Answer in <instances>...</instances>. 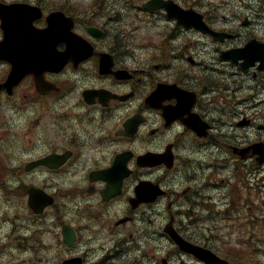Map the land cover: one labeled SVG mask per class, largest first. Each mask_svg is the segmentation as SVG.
I'll return each instance as SVG.
<instances>
[{
	"label": "flooded vegetation",
	"instance_id": "flooded-vegetation-1",
	"mask_svg": "<svg viewBox=\"0 0 264 264\" xmlns=\"http://www.w3.org/2000/svg\"><path fill=\"white\" fill-rule=\"evenodd\" d=\"M31 1L42 9L38 28L61 10L94 48L46 71L49 92H40L33 75L17 92V101L33 100L31 159L69 153L58 167L35 169L63 179L52 192L64 197L66 223L78 239L83 233L101 239L116 260L146 264L151 203L134 206L132 198L148 179L166 188L158 203L166 202L169 218L174 209L177 230L204 241L184 207L233 206L236 194L229 202L222 191L214 198V179L229 163L234 176L236 164L256 163L252 146L264 143V0ZM194 11L218 34L183 25L180 14ZM90 44L80 45L84 53ZM168 150L172 168L146 167V153ZM179 176L183 187L176 185ZM171 246L167 259L154 253L153 264H204Z\"/></svg>",
	"mask_w": 264,
	"mask_h": 264
},
{
	"label": "rangeland",
	"instance_id": "rangeland-1",
	"mask_svg": "<svg viewBox=\"0 0 264 264\" xmlns=\"http://www.w3.org/2000/svg\"><path fill=\"white\" fill-rule=\"evenodd\" d=\"M1 37L2 31L0 29ZM5 69H9V65L0 60V77ZM21 102H27V100L17 101V96L15 95L11 99H7L5 93L0 95V149L3 150L0 151V164L6 163L16 167L22 166L23 168L32 154L31 147L36 139V134L34 129L31 128L33 110L31 108L27 109L28 104L23 103L18 111L17 103ZM255 173L249 174L247 172V182H249L250 188L244 189L243 192L244 201L242 205L247 204V207L241 212L242 216H245L246 213L247 215H253L255 210L260 216L264 215V170L261 173L257 171ZM256 175L260 179V184L257 187L255 179L254 181L252 180V177L256 178ZM1 181L10 182L16 187L21 182L26 186L35 184L49 187L52 190L56 183L63 181V179L49 176L45 173H33L16 174V178L10 179L0 178ZM218 183V186H221L223 181L219 178ZM226 190L228 191V189ZM24 191L25 188L23 189ZM23 192L20 187L14 193L9 194L0 186V264H59L63 259L82 251H89L92 254L96 253L95 255L101 257L104 255L101 249H96L100 247V239H91L89 241L83 238L72 249L62 244V226L60 222H56L58 215L55 212L61 211L64 214L66 211L63 205L64 197L60 198L59 206L56 208H49L44 214L36 215L28 207L27 194L22 195ZM217 210L218 212H223L224 209L218 207ZM154 211L158 215L163 211V206H160V209H154ZM159 219L161 218L159 217ZM205 223L202 222L200 224L202 229L199 232H208L210 236L214 235V238L206 235L209 236V240L204 238V242L216 251L217 246L221 251H225L228 245L238 242V237L243 232L234 229L228 220L219 217L215 218L213 225L210 223L211 229L207 228ZM260 224L263 227L264 221ZM148 225L150 229L154 226L156 227L155 221L151 224L148 223ZM250 242L253 245H258L256 240ZM250 242H246V245ZM156 243L157 241H150L151 246L150 244L149 246L146 245L149 255H151L152 248ZM213 244H216V247ZM262 261H264V257H262ZM104 264H111V259L105 261ZM118 264H121L120 261Z\"/></svg>",
	"mask_w": 264,
	"mask_h": 264
},
{
	"label": "water",
	"instance_id": "water-1",
	"mask_svg": "<svg viewBox=\"0 0 264 264\" xmlns=\"http://www.w3.org/2000/svg\"><path fill=\"white\" fill-rule=\"evenodd\" d=\"M25 6L27 5H4L0 3V17L3 19L2 27L4 28V38L0 41V58L7 59L12 63V69L8 78L0 83V90L6 88L9 93L13 92L14 86L26 73L34 71V69L39 67L42 69L53 67L48 63H44V60L66 57V52L60 53L47 45L41 44L56 32L54 28L44 31L20 28L32 21L30 18L17 16L28 13L23 8ZM35 61H39V63H35ZM29 192V203L37 212H41L53 200L50 195L39 188L31 187ZM156 194V191H147L146 199L152 200ZM168 231L182 247L196 252L209 264H228L226 260L221 259L211 251L192 246L183 240L173 229L168 228ZM65 241L69 244L72 243L66 238ZM62 264H82V261L81 258H74L73 260H65Z\"/></svg>",
	"mask_w": 264,
	"mask_h": 264
},
{
	"label": "trees",
	"instance_id": "trees-1",
	"mask_svg": "<svg viewBox=\"0 0 264 264\" xmlns=\"http://www.w3.org/2000/svg\"><path fill=\"white\" fill-rule=\"evenodd\" d=\"M0 185L3 187V189L7 193H14V191L16 190L14 186L4 181H1ZM242 259H243L244 264H257L258 263V260L256 259V256L254 255V252H252L249 249L243 251Z\"/></svg>",
	"mask_w": 264,
	"mask_h": 264
}]
</instances>
